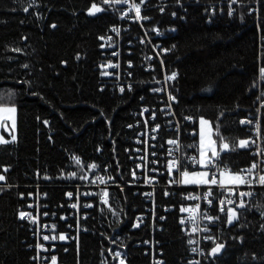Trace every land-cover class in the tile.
I'll list each match as a JSON object with an SVG mask.
<instances>
[{
  "label": "trees",
  "instance_id": "1",
  "mask_svg": "<svg viewBox=\"0 0 264 264\" xmlns=\"http://www.w3.org/2000/svg\"><path fill=\"white\" fill-rule=\"evenodd\" d=\"M129 1L139 17L124 0H0V107L17 108L0 145V264H192L186 190L164 172L152 194L145 152L153 171L169 140L197 155L203 119L232 173L256 162L241 121L264 137V0ZM245 205L232 224L214 207L198 264H264V187Z\"/></svg>",
  "mask_w": 264,
  "mask_h": 264
},
{
  "label": "built area",
  "instance_id": "2",
  "mask_svg": "<svg viewBox=\"0 0 264 264\" xmlns=\"http://www.w3.org/2000/svg\"><path fill=\"white\" fill-rule=\"evenodd\" d=\"M127 5H131L132 6V11L129 12H125V15L128 16L129 18H135L138 17L136 15L135 12V5L132 4L131 1H127L126 2ZM126 7V5H124ZM132 13V14H131ZM115 56L118 55V53H114ZM118 61V60H116ZM105 66L103 67V65L101 66L102 70H104L105 72H110L112 70L115 71V77L119 75V62H109L104 64ZM254 124L255 126V133H254V138L252 140V142L254 141V143H252V147L253 150L255 152V157H256V163L258 165V167L256 169L253 170L252 172V177H254L252 179V183L250 185H243V188H239V187H233L235 188V192L236 194L233 195L232 193H230L227 189L229 187H224L221 188L219 186V174H220V170H223L224 168H228V164H223L221 162V155L218 156V159L215 162V166L213 165H209L207 170L210 172V175H212V172L215 171L216 175H217V179H218V184L217 185H209V186H203L202 187H182V188H177V183L175 182L178 179V182L180 180V172L184 171V170H193V169H197V171L200 168V164H195L191 161L192 157H196L197 159H199V155H189V157H186L187 155L185 153H183V149H182V144L179 140H175L177 141V144L173 145L170 143H167V147H166V164L164 169L161 168V166L159 167L158 164H155V167H158L159 170L158 171H153L150 170V164L148 163V154L146 153L144 154V170L146 173L144 176L146 178V184L147 185H153V187H157L155 184H158V178L157 176H159V178L161 176L164 175L165 173H168V175L170 176V188L172 190L175 189H185L186 192L184 194V197L188 200V203L186 204V206L183 207V209H194L195 211H183V209L181 210V217H180V222L183 221V226L185 229H188L189 231H191L192 234H194L195 236H197L198 241L195 242L192 246L191 249V255L193 257L192 259V264H197L201 263V261H203V259H205L207 257L206 251L204 250V248L201 245L202 241L206 240V237L212 235V228L214 226L215 220L213 222H209L208 220L203 218V213H206L207 215H210L212 217H215L213 215V213H211V211L214 209L215 206L218 207V209H220V205H219V201L220 200H234L235 203L234 204H225V211H227L228 208H234L236 207L239 202H240V197L238 196V193L240 192H245V193H251V195L249 196H244L243 197V201L244 203L246 201H251L252 199H254L256 197L257 191L260 190L261 188L264 187V185H261L257 182V179L259 175H264V152L262 151V142L264 140V137L261 133V127H260V123L259 121H256L255 123H244L245 126L251 127ZM203 132L204 134V140L203 143L201 144H206V128L205 125H201L199 126V130L197 131V134L199 135L200 138V133ZM170 141V140H169ZM201 142V139H200ZM229 151L228 150H223V154L227 153ZM212 157V156H211ZM178 161L179 162V168L177 167H170V165H172L173 161ZM139 161L141 160V157L139 159ZM141 166L143 167V165L141 164ZM191 168V169H190ZM159 172V173H156ZM189 172H193V171H189ZM247 174V173H245ZM102 178V182H100V179ZM96 183V187L97 189H103L102 187H104V185L108 182H105V177L103 175H99L98 176V180ZM146 184L144 183L145 187ZM159 185V184H158ZM151 188V186H149ZM161 187V186H160ZM159 187V188H160ZM152 189V188H151ZM209 189L212 192L211 196H206V193L209 191ZM79 190L83 191V188L81 186H79ZM155 190L152 189V194H154ZM192 197H199V199H193ZM211 200L212 203L209 204L208 201ZM199 204L200 207L199 209H196V205ZM73 208V207H72ZM76 212L79 211V205L76 202L75 203V207L73 208ZM219 212H221L219 210ZM27 218L29 217V215L31 216V214H27ZM195 216V226L197 227V231L193 232V226L194 223L193 221L190 219L191 217ZM32 217V216H31ZM33 218V217H32ZM210 229V231H205V228ZM52 241H47L46 244H51ZM193 249H197V251H193Z\"/></svg>",
  "mask_w": 264,
  "mask_h": 264
},
{
  "label": "snow or ice",
  "instance_id": "3",
  "mask_svg": "<svg viewBox=\"0 0 264 264\" xmlns=\"http://www.w3.org/2000/svg\"><path fill=\"white\" fill-rule=\"evenodd\" d=\"M109 0H102V3H108ZM116 2H120V0H116ZM124 2L126 3L127 0H124ZM235 2V0H234ZM135 12H136V15L139 17L140 15V6L139 5H135ZM93 8L95 9V11H100L101 9L99 8H96L95 5H93ZM231 14V13H230ZM175 15V14H173ZM54 26V25H53ZM114 31H118L116 29H114ZM109 39H111L109 37ZM167 51V50H165ZM261 73L264 74V69H261ZM175 76L176 74L173 73L171 76H168L166 77L167 80H172V79H175ZM124 89L121 88V91H123ZM157 91H159V89H157ZM170 99H175L174 97H170ZM2 111L4 112H7V113H15L16 109L15 108H7V109H3ZM145 111H147V109H145ZM154 118V117H153ZM7 119H11L12 120V126L15 127V120L13 119V117L11 115H9L7 117ZM209 122L206 121V120H203L201 119L200 120V124L201 125H205V124H208ZM241 123H251V121H241ZM200 139H201V143H203V140H204V134L203 132L200 133ZM12 140H15V136L12 137ZM8 141L4 140L2 137H0V143H7ZM168 143L170 144H177V141L175 140H170L168 141ZM249 141L248 140H240L238 141V144L237 146L240 147V148H244V147H247L249 146ZM254 143V141L252 142ZM191 147V146H190ZM222 149L223 150H228L229 149V144L228 143H223L222 144ZM218 156L219 154L217 153L216 149L213 147L212 148V157L209 158L207 161L204 159L205 157V153L204 152H201V158L200 159H197L196 157H192L191 158V161L195 164H200V165H203L206 169L208 168L209 165H213L215 166V162L216 160L218 159ZM179 162L178 161H173L172 162V165H170V167H177L179 168ZM91 167H95V165H92ZM258 167V165L256 163H253L251 165L250 168L246 169V170H243V171H238L236 173H232L229 169L227 168H224L223 170H220V177L221 179L219 180V186L221 188H224L225 185H233V186H240V185H250L252 183V179L254 177H252V172L254 169H256ZM247 173V174H245ZM73 175H75L73 173ZM180 176H181V181L182 183H185V184H204V185H208V184H211V185H217L218 184V179H217V175H216V172L213 171L212 172V175H211V178H209V171H203V172H197V171H193V172H189L187 170H184L182 172H180ZM227 177V179L225 180L224 177ZM4 177L3 176H0V180H3ZM257 179V182L261 185H264V175H259L258 178H255ZM230 193H232L233 195L236 194L235 192V188L233 187H229L227 189ZM69 195H71V193H69ZM105 196H107V193L105 192L104 193ZM212 195V192L211 190L209 189V191L206 193V196H211ZM251 195V193H245V192H240L238 193V196L240 197V202L238 204V207L240 208H244L246 207L244 201H243V197L244 196H249ZM193 199H199V197H192ZM107 201H105L106 203ZM209 204L212 203L211 200L208 201ZM234 204L235 201L234 200H231V199H228V200H220L219 201V205H220V211L221 212H224L225 211V204ZM73 207H75V205H73ZM200 205L197 204L196 205V209H199ZM183 211H195L194 209H183ZM21 218H24L25 217V213H21ZM203 218L208 220L209 222H213L214 220H218L219 217H212L210 215H207L206 213H203ZM29 219H32V217L29 215L28 217ZM193 223H194V226H193V229L192 231L195 232L197 231V227L195 226V216L191 217L190 218ZM238 219V213L236 211V208H228L227 209V216H226V220H227V223L228 224H232L234 221H236ZM181 223H183V221H181ZM205 231H210V229H208L207 227L204 229ZM56 237H52V239H55ZM65 237L61 236L60 239H64ZM43 239L45 240H48L49 237L48 236H44ZM206 239H211V240H215L214 237L212 236H208L206 237ZM189 243H193V241H189ZM224 248V244L223 243H217L215 245V247H213L211 249V252H210V255L212 256H215L217 253H219L222 249ZM193 251H197V249H193ZM117 255H119V253H117ZM53 264H55V258H53ZM121 264H124L123 261H121ZM198 264V262H197Z\"/></svg>",
  "mask_w": 264,
  "mask_h": 264
},
{
  "label": "rangeland",
  "instance_id": "4",
  "mask_svg": "<svg viewBox=\"0 0 264 264\" xmlns=\"http://www.w3.org/2000/svg\"><path fill=\"white\" fill-rule=\"evenodd\" d=\"M0 108H3V109H7V108H15L16 109V111H15V113H7V112H1L0 113V128L2 129V128H4L5 127V129H6V131L9 133V130L12 132V130H13V126H12V120L11 119H7V117L9 116V115H11L12 117H13V119H15V122H16V120H17V108H16V106H9V107H0ZM16 128V127H15ZM15 128H14V130L13 131H15ZM205 128H206V132L208 131V134L206 135V139H209V130L211 129L210 127H209V124H205ZM1 133H2V135L4 136V133L2 132V130H1ZM5 137V136H4ZM223 144V143H222ZM222 144H221V146H220V148H222ZM215 148V146H214V143L212 142V140H211V134H210V139H209V142L207 143V144H201V148H200V150H201V152H204L205 153V157H204V159L207 161L208 160V158H209V151L210 150H212V148ZM222 151H223V149H221ZM212 155V154H211ZM201 158V154H200V156H199V159ZM203 166V165H202ZM204 167V166H203ZM203 171H208V170H201V171H199V172H203ZM191 173V172H190ZM209 178H211V175L209 176ZM219 178L221 179V177H220V174H219ZM219 179V180H220ZM224 179L226 180L227 179V177L225 176L224 177ZM103 180H102V178L100 179V182H102ZM181 181V176H180V180H179V182H178V179L175 181L176 183H177V188H182V187H195V188H197V187H202L203 188V186H209V185H211V184H208V185H204V184H185V183H182V182H180ZM148 186H151V188L153 189V190H155V192L154 193H156V190L157 189H159V187H153V185H148ZM226 187H239V188H243V185H240V186H233V185H225ZM262 189V188H261Z\"/></svg>",
  "mask_w": 264,
  "mask_h": 264
},
{
  "label": "crops",
  "instance_id": "5",
  "mask_svg": "<svg viewBox=\"0 0 264 264\" xmlns=\"http://www.w3.org/2000/svg\"><path fill=\"white\" fill-rule=\"evenodd\" d=\"M2 110H3V108H0V113H1V112H4V111H2ZM14 120H15V119H14ZM0 127H1V126H0ZM15 127H16V122H15ZM15 127H13V130H14ZM1 130H2V129L0 128V137H2L4 140L7 141V139L2 135ZM1 144H4V143H0V145H1Z\"/></svg>",
  "mask_w": 264,
  "mask_h": 264
},
{
  "label": "water",
  "instance_id": "6",
  "mask_svg": "<svg viewBox=\"0 0 264 264\" xmlns=\"http://www.w3.org/2000/svg\"><path fill=\"white\" fill-rule=\"evenodd\" d=\"M220 254L222 253V250L219 252ZM216 256V255H215ZM211 258H214V256L210 255Z\"/></svg>",
  "mask_w": 264,
  "mask_h": 264
},
{
  "label": "bare ground",
  "instance_id": "7",
  "mask_svg": "<svg viewBox=\"0 0 264 264\" xmlns=\"http://www.w3.org/2000/svg\"><path fill=\"white\" fill-rule=\"evenodd\" d=\"M248 202V201H247ZM183 227V226H182ZM213 229V228H212ZM186 231V230H185ZM213 232V231H212ZM210 240V239H209ZM207 242V241H206ZM195 243V242H194ZM207 244V243H206Z\"/></svg>",
  "mask_w": 264,
  "mask_h": 264
}]
</instances>
